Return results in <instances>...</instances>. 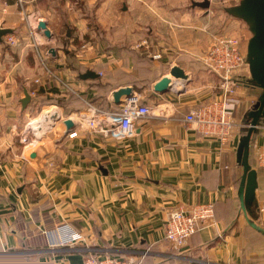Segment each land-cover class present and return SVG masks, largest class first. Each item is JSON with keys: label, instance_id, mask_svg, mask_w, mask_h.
Returning a JSON list of instances; mask_svg holds the SVG:
<instances>
[{"label": "crops", "instance_id": "crops-1", "mask_svg": "<svg viewBox=\"0 0 264 264\" xmlns=\"http://www.w3.org/2000/svg\"><path fill=\"white\" fill-rule=\"evenodd\" d=\"M201 1L0 0V27L12 31L0 40V264H85L90 255L128 264H264V175L257 230L241 208L237 162L261 90L237 87L226 144L186 121L192 109L222 99L220 78L203 58L213 37L232 36L223 30L235 24L217 0L194 5ZM174 66L188 78L172 77ZM87 71L97 76L84 79ZM165 76L172 91L156 93ZM123 87L152 110L132 136L116 140L76 124L67 133L64 119L122 108L127 97L117 105L113 92ZM52 109L62 119L42 121ZM33 124L36 138L25 144ZM262 146L264 121L251 140L253 168ZM210 202L213 225L182 247L166 239L171 211Z\"/></svg>", "mask_w": 264, "mask_h": 264}, {"label": "built area", "instance_id": "built-area-1", "mask_svg": "<svg viewBox=\"0 0 264 264\" xmlns=\"http://www.w3.org/2000/svg\"><path fill=\"white\" fill-rule=\"evenodd\" d=\"M8 42L15 43L12 37ZM240 44L239 39L232 36L213 37V44L203 61L219 76L218 87L223 97L192 109L186 116L187 123L197 126L205 136L218 138L223 144L229 140L233 128L227 105L230 98L236 94L237 87L247 84L251 77L246 53ZM151 112L152 110L143 104L141 94L135 92L126 98L119 110L109 111L91 107L89 114L82 112L72 119L83 132H97L116 140H125L133 135L135 121L150 116ZM33 125H30L22 136V142L25 144H30L36 138ZM254 168L264 175V146L256 153ZM216 209L215 204L210 202L171 211L166 223V239L177 247L184 246L200 226L213 225ZM59 231L66 232V227L62 226ZM72 235L74 239L77 236L74 233ZM85 264L128 263L117 257L90 255Z\"/></svg>", "mask_w": 264, "mask_h": 264}, {"label": "water", "instance_id": "water-1", "mask_svg": "<svg viewBox=\"0 0 264 264\" xmlns=\"http://www.w3.org/2000/svg\"><path fill=\"white\" fill-rule=\"evenodd\" d=\"M194 5L202 8L210 6L209 0L201 2H194ZM226 11L231 16L243 20L249 27L252 34L248 40L246 59L249 63V71L251 77L248 80L249 86L261 90L260 97L257 99L253 107L247 113L249 119L248 129L242 134L237 147V162L243 168V175L240 181L238 196L241 202V208L245 213L249 223L257 230L261 228L257 225L256 220L259 217V204L256 196V191L259 186L258 171L253 168L250 160L251 140L255 132L262 125L264 121V0H241L238 4L227 7ZM38 30L43 31L48 40H51L53 33L48 27L45 20H40L38 23ZM10 29L0 27V40L8 33ZM55 53V51H53ZM170 75L175 79L188 78L184 69L180 66H174ZM97 74L93 71H87L83 74L84 79L96 77ZM165 76L161 78L155 85L156 93L163 94L172 91V77ZM133 94L131 87H123L113 92V99L115 104L123 103V98L129 97ZM31 101V96L26 91L25 98L22 100L23 106H27ZM59 121L62 119L60 115H51L46 113L42 121ZM41 121V122H42ZM64 124L67 127V133L73 132L75 129V122L72 118L64 119Z\"/></svg>", "mask_w": 264, "mask_h": 264}, {"label": "rangeland", "instance_id": "rangeland-1", "mask_svg": "<svg viewBox=\"0 0 264 264\" xmlns=\"http://www.w3.org/2000/svg\"><path fill=\"white\" fill-rule=\"evenodd\" d=\"M216 6H222L223 13L225 12L224 11L225 8L226 7H229V5H226L224 3H221L220 0H217ZM225 14H226L225 15L226 16L225 18L228 19V20L229 19L234 20L235 24H234L233 27L228 28V29H224L223 31L224 32H227L229 35H232V37H235V38L239 39V41L241 43L240 44L241 49L243 50L244 53H247L248 40L252 36V34H251L250 30H249L248 25L243 20H240L238 18L232 17L228 13H225ZM52 110H54V109H52Z\"/></svg>", "mask_w": 264, "mask_h": 264}, {"label": "trees", "instance_id": "trees-1", "mask_svg": "<svg viewBox=\"0 0 264 264\" xmlns=\"http://www.w3.org/2000/svg\"><path fill=\"white\" fill-rule=\"evenodd\" d=\"M246 124V125H245ZM244 125V128H243V132H245L246 131V129H248L247 127H248V124H249V119H247V121H246V123H245Z\"/></svg>", "mask_w": 264, "mask_h": 264}, {"label": "bare ground", "instance_id": "bare-ground-1", "mask_svg": "<svg viewBox=\"0 0 264 264\" xmlns=\"http://www.w3.org/2000/svg\"><path fill=\"white\" fill-rule=\"evenodd\" d=\"M47 113V112H46ZM48 113H50L51 115H59L57 113H55V110L54 111H48ZM41 123V122H40ZM45 125V124H44ZM42 131V130H41Z\"/></svg>", "mask_w": 264, "mask_h": 264}]
</instances>
